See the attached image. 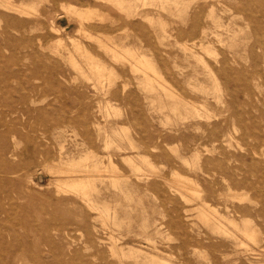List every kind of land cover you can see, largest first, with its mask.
I'll list each match as a JSON object with an SVG mask.
<instances>
[{
    "label": "rangeland",
    "instance_id": "374dc122",
    "mask_svg": "<svg viewBox=\"0 0 264 264\" xmlns=\"http://www.w3.org/2000/svg\"><path fill=\"white\" fill-rule=\"evenodd\" d=\"M222 1L31 0L20 16L0 8V264H264V6L247 7L254 23ZM71 3L94 12L85 33L65 13ZM209 3L229 32L220 43L208 29L192 45L194 16L212 25ZM6 15L23 24L8 26ZM57 38L61 56L50 49ZM112 41L151 60L155 92L105 52ZM82 53L113 78L93 75ZM222 58L225 75L213 81L206 72ZM73 159L103 170L77 172L90 176L96 207L56 188L68 178L50 168Z\"/></svg>",
    "mask_w": 264,
    "mask_h": 264
},
{
    "label": "bare ground",
    "instance_id": "6f19581e",
    "mask_svg": "<svg viewBox=\"0 0 264 264\" xmlns=\"http://www.w3.org/2000/svg\"><path fill=\"white\" fill-rule=\"evenodd\" d=\"M25 0H21V2L19 1V2H17V1H15V0H0V8L3 10V11H5V12H7V13H15V14H19V16H20V14H27L28 12H30V10L32 9V6H33V4H32V6L28 3V2H31V0L29 1V0H27L28 2H24ZM119 1V0H118ZM182 1V0H181ZM234 1V3H239V5H237L236 7H235V11L237 12V13H242L243 15H246L248 18H250L251 20H253V22L255 23V14H254V11H251V8H247V7H249V6H252V5H255V6H260V7H262V6H264V0H233ZM221 2H223L222 0H221ZM67 3V2H66ZM149 3V2H148ZM65 5V4H64ZM205 6H206V8H207V13H206V16H204L205 18V20L207 19V20H209L210 22H211V24L212 25H210V24H207V23H200L199 22V19L197 18V15H195L194 16V18H193V20L191 21L192 22V25H191V31H193V32H195L196 30H198L199 31V36H200V38L198 39V40H196L195 38L197 37V36H193L192 37V39H191V44L192 45H195L196 43H200V42H202V39L204 38V37H206L207 36V31H208V29H211V28H214V30H212V34L214 35V37H216V39H217V41H219L220 43L222 42L220 39V36H221V30H226L227 32H229L228 31V29H226L224 26V23H222L221 22V17L220 16H217V14L215 13V9H214V4L213 3H209V4H205ZM64 7V10H65V13L70 17H76L77 19H78V23H79V26H78V29H76L77 30V32H79V33H85L86 32V29L88 28L87 26V28H85V24H86V21L87 20H89V16L92 14V13H94L93 12V10H91L90 8H85V9H79L77 6H75V5H72V3L71 4H68V5H65V6H63ZM134 11H130V12H128V14L127 15H134V14H137V12H135V13H133ZM262 14H264V12L262 13ZM70 17V18H71ZM24 18V17H23ZM5 19H6V22H7V25L8 26H13V27H16V26H19V25H22L23 24V22H22V20H19V19H17V18H14L13 16H8V15H6L5 16ZM73 19V18H72ZM5 22V21H4ZM88 23V22H87ZM87 25V24H86ZM219 29V30H218ZM94 31V30H93ZM218 31H220V32H218ZM102 36V35H101ZM198 36V37H199ZM53 37H55V36H53ZM69 37V36H68ZM74 37V36H73ZM72 37V38H73ZM220 38V39H219ZM232 38H234V37H232ZM57 39H59V38H57ZM112 40V39H111ZM232 40H234V39H232ZM49 41H50V39H49ZM48 41V42H49ZM56 40L54 39V43L55 44H53V42H52V45L54 46V48L52 49V47L50 48L51 49V52L53 51L54 52V54L56 55V56H61L62 54H61V48H63L62 46H64L65 44H64V42H62V41H60V39L59 40H57V42H55ZM82 42V41H81ZM71 43V42H70ZM73 44H74V47H75V49L76 48H80L81 50H82V48L79 46V44H76L75 42H72ZM112 43V46H108V47H105L104 48V50H105V52L106 53H110V55H111V57L112 58H114L115 60H117V61H119V62H123V63H126V64H128L129 66H130V69L133 71V72H139V73H141L142 74V77H141V79H142V81H140V84H141V82H142V84L144 83V86L142 85L141 87H143V89L145 90V91H151V92H155V87H154V85H153V80H151V79H149L148 78V75H147V73H146V70L145 69H148V70H151L152 72H153V74L154 75H157V73H159V72H156L155 71V67H154V65L150 62L151 60H149V59H142L141 57L139 58V57H136L135 58V56H132L131 54H130V52H129V50H126L125 48H123L122 46H120V44H117V43H115V42H111ZM204 43V42H203ZM41 44H43V43H41ZM39 45V47L41 48V49H43L44 47H47L46 45ZM50 44H51V41H50ZM64 44V45H63ZM259 45H260V47H261V49L263 50V53H264V33H262L261 35H260V40H259ZM44 46V47H43ZM49 46H51V45H49ZM73 46V45H72ZM81 46H82V44H81ZM127 46V45H126ZM129 46V45H128ZM68 48V47H67ZM130 48V47H129ZM131 48H133V47H131ZM131 48H130V51H131ZM46 49H48V48H46ZM65 49V51H66V47L64 48ZM63 49V50H64ZM85 49H87L86 47H85ZM183 49L184 50H187V51H189L190 53H191V48H190V46L189 45H187V44H184L183 45ZM204 50L206 51V52H208L210 49L208 48V46H206V47H204ZM67 51H68V49H67ZM71 50H69L67 53H68V56L70 57V58H72V60L74 59L73 58V56L71 55V53H72V51L70 52ZM214 51V50H213ZM82 52H83V50H82ZM209 53V52H208ZM83 54V53H82ZM86 54V53H85ZM85 54H83V55H85ZM135 55H137L136 54V52L134 53ZM140 54V53H139ZM93 55V54H92ZM142 55V54H141ZM86 56V64H87V66H89V69L93 72V75H95L98 79H102V78H106V80L107 79H110V78H113V77H111V75L113 74L112 72V70H109L108 72L107 71H105V66L103 65V64H101L97 59H99V58H97V59H95L96 57H95V55H94V57L95 58H93V57H91V56H87V55H85ZM143 56H145V54H143ZM147 57V56H146ZM85 58V57H84ZM149 60V61H148ZM201 63H202V65L204 66V67H206V66H208V63L207 62H205L204 60H202V59H198ZM215 61V60H214ZM216 65H218V67H217V69L215 68V67H213V70L211 71L209 68V70H207V72H206V74L209 76V78L210 79H212L213 81L215 80V75H216V72L217 73H219V74H221V75H225V70L227 69V67H228V63H227V58H222V59H220V60H217L216 62ZM78 64H76L75 63V66L76 67H78L77 66ZM82 68V66L80 65V69ZM115 74V73H114ZM85 76H86V74H85ZM113 76V75H112ZM158 76V75H157ZM88 77V76H87ZM249 78H252V79H254V75H253V72L251 73V74H249ZM113 80V79H112ZM139 80H140V78H139ZM110 81V80H109ZM107 82V81H106ZM99 83V82H98ZM109 84H111V82H108ZM100 85V84H99ZM104 85V84H103ZM107 86H109L108 84H107ZM160 86H161V88H163V86L160 84ZM100 87H102L103 88V86H101L100 85ZM104 87H106V86H104ZM193 87V86H192ZM216 88V87H215ZM217 89V88H216ZM165 91H169V97L170 98H172L173 100H174V98H175V100H178V99H180V98H176L175 97V94L171 91V90H165ZM178 95V94H177ZM182 95V94H181ZM179 97H181V96H179ZM24 99V98H23ZM185 99V98H184ZM218 99V98H217ZM188 100V99H187ZM177 102V101H176ZM180 102H183V100H181ZM185 103L187 104V102H184L183 103V105H185ZM188 104H189V102H188ZM187 104V105H188ZM196 104V103H195ZM163 105H165V104H163ZM186 105V106H187ZM189 106V105H188ZM190 106L192 107V104L190 103ZM165 107V106H164ZM177 107H178V105L176 104V103H174L173 104V107L171 106L170 108L172 109V110H175L176 109V111H177ZM180 107H181V105H180ZM116 108V107H115ZM170 109V110H171ZM195 109H196V107H195ZM195 109H193V110H195ZM117 110V109H116ZM171 110V111H172ZM192 110V111H193ZM173 112V111H172ZM179 112V111H178ZM177 112V113H178ZM188 111H186V113H187ZM190 112V111H189ZM194 112V111H193ZM195 112H198V111H196L195 110ZM199 113H201V112H199ZM175 114H176V112H175ZM178 114H180V113H178ZM193 114V113H192ZM191 114V115H192ZM196 114H198V113H196ZM182 115V114H181ZM195 115V114H194ZM200 116V115H199ZM137 155V154H136ZM198 156V155H197ZM195 157H196V155H195ZM88 158V157H87ZM198 158V157H197ZM81 159V158H80ZM69 160V159H68ZM71 160V159H70ZM69 160V161H70ZM74 160V159H73ZM88 160V159H87ZM72 161V160H71ZM74 161H76V160H74ZM78 161V160H77ZM76 161V162H77ZM85 161H86V159H85ZM130 161V160H129ZM73 162V161H72ZM72 162H68L67 161V163H66V165L67 166H65V167H60V166H64L65 164H63V165H61L60 164V166L59 165H54V167H51L50 168V170L52 169V171H53V173H55V175H59V174H61V173H63V174H66V176L67 177H64V178H68V180H64L62 183H64V184H60V183H57V182H59V181H62L60 178H59V176H58V178L57 179H55V182L54 183H56V188H57V190H66V187H69V188H71V190L73 191V192H76V193H79V194H81L82 195V197L86 200V202H87V204L90 206V207H92V205H94V207H96L95 206V202L94 201H92L90 198H89V195H90V191L89 190H91V191H93V189H94V187H93V182L91 183L90 181H89V178H90V176H81V175H78L77 174V172H82V171H85V172H94V173H101V172H103V170H101L100 168H99V166H98V164H96V163H91L92 164V166H91V168H87V169H85L86 168V166H87V164H86V166H85V168L84 169H82V168H80V166L82 167V165L83 164H81L82 163V160H80L79 162H77V163H72ZM89 162V161H88ZM62 163V162H61ZM63 163H64V161H63ZM89 164V163H88ZM74 166H79V168L77 167H74ZM84 167V166H83ZM113 170V171H112ZM115 170V168H112L111 169V171L112 172H115L114 171ZM106 172V171H105ZM120 172V171H119ZM121 173V172H120ZM97 175L100 177V174H96V176H94V175H92L93 177H96V178H98L97 177ZM102 177V176H101ZM126 177V176H125ZM172 178V177H171ZM174 178V177H173ZM93 179V178H92ZM95 179V178H94ZM177 179V178H176ZM97 180V179H96ZM99 180V179H98ZM101 180V179H100ZM174 180H175V178H174ZM176 181V180H175ZM178 181V180H177ZM180 182V181H179ZM180 184H182V183H180ZM186 184V183H185ZM188 184V183H187ZM48 185H49V183H48ZM189 186V185H188ZM190 186H192V185H190ZM189 186V187H190ZM179 187V186H178ZM68 188V189H69ZM172 188V187H171ZM180 188H181V186H180ZM68 189H67V191H68ZM185 189V188H184ZM186 190V189H185ZM197 192V191H196ZM242 193L243 192H241V195H242ZM245 193V192H244ZM247 193V192H246ZM221 194V193H220ZM228 194V193H227ZM202 195V194H201ZM236 195V194H235ZM191 196V195H190ZM232 196V195H231ZM237 196V195H236ZM228 197H229V195H228ZM197 199V198H196ZM232 199V198H231ZM204 203V201L202 202V204ZM198 205V204H197ZM204 205H206V204H204ZM209 209H213V208H211V207H208ZM204 209V208H203ZM202 209V210H203ZM208 210V209H207ZM211 210H209V211H211ZM214 211V210H213ZM206 212V211H205ZM215 212V211H214ZM201 213V212H200ZM208 213V212H207ZM203 216V215H202ZM210 216H211V214H210ZM218 216H220V215H218ZM212 217V216H211ZM222 218V217H221ZM213 219V218H212ZM224 219V218H223ZM224 220H226V219H224ZM204 221H206L207 223H209L210 221H211V219H210V217H208L207 215H204ZM213 221V220H212ZM228 222V221H227ZM229 222L230 223H232L233 225H236L234 222H233V220H229ZM244 224V223H243ZM247 225V224H246ZM248 226V225H247ZM238 227V226H237ZM242 227V226H241ZM239 228V227H238ZM238 228H237V230H238ZM240 229V228H239ZM240 231V230H239ZM241 231H242V234H245L244 236H248V237H251V238H253L254 239V237H253V234L252 233H250L249 232V230H247V227L245 228H243L242 227V229H241ZM240 231V232H241ZM254 231V230H253ZM254 233V232H253ZM251 240V239H250ZM254 241V240H253ZM135 249V248H134ZM133 249V250H134ZM139 250V249H138ZM131 251H132V249H131ZM130 250H129V252H131ZM134 251H137V250H134ZM131 253H133V252H131ZM136 252H134L133 254H135ZM139 253H140V251H139ZM142 253V252H141ZM137 255H138V253H136ZM143 254H144V252H143ZM143 254H142V256H143ZM140 255V254H139ZM149 257V254L147 255H144V260H146V258L147 257ZM150 256H151V254H150ZM138 257V256H137ZM259 257V256H258ZM141 258V257H140ZM147 261H148V264H149V262H151V264H152V262L154 263V262H157V261H155V259L154 258H147ZM162 262V261H161ZM160 263V262H159Z\"/></svg>",
    "mask_w": 264,
    "mask_h": 264
}]
</instances>
